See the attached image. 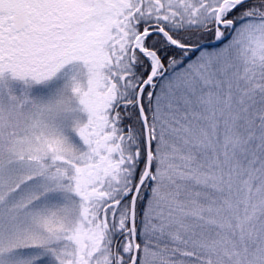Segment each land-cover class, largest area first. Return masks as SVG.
<instances>
[{
  "label": "snow or ice",
  "instance_id": "obj_1",
  "mask_svg": "<svg viewBox=\"0 0 264 264\" xmlns=\"http://www.w3.org/2000/svg\"><path fill=\"white\" fill-rule=\"evenodd\" d=\"M0 264H264V0H0Z\"/></svg>",
  "mask_w": 264,
  "mask_h": 264
}]
</instances>
